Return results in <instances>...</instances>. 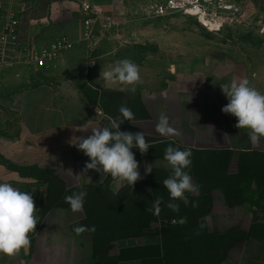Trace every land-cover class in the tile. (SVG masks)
Wrapping results in <instances>:
<instances>
[{
    "label": "crops",
    "instance_id": "crops-1",
    "mask_svg": "<svg viewBox=\"0 0 264 264\" xmlns=\"http://www.w3.org/2000/svg\"><path fill=\"white\" fill-rule=\"evenodd\" d=\"M78 1L0 0V26L10 14L20 20L24 35L43 28L47 37L65 35L73 44L71 51L41 71L0 63V157L11 161L7 166L0 162V183L20 190L40 187L39 181L17 173L37 166L49 172L62 190L29 234L30 246L12 256L0 254V264H168L165 236L181 234L187 218L169 217L170 227L164 231L159 225L152 227L156 223L131 233L127 227L131 215L142 217L145 196H150L149 203L156 200L151 189L164 188L160 177L153 175L171 174L165 149L190 151L191 159L203 152L230 155L225 175L231 178L239 173L237 157L264 156V140L252 145L248 130L237 129L236 118L222 112L228 101L220 89L236 78L247 79L264 93V0H236L237 16L220 28V39L204 36L189 22L151 16L140 0H122L121 8L114 6L115 0H93L103 12V23L97 25L141 24L147 52L137 62L130 60L140 69L141 82L134 86L108 83L101 76L119 61H100L102 56H97L87 62L80 55L84 42ZM80 74L90 75L92 82L77 83ZM121 106L130 108L134 119L120 124V131L143 132L149 147L144 154L132 149L141 176L132 187L109 174L85 171L89 158L76 147L93 129L110 128L123 119ZM161 116L167 118L171 132L156 130ZM44 159L51 162L44 164ZM146 166L151 173H145ZM188 171L213 170L207 166L195 170L191 164ZM248 187L255 189V180ZM85 189L106 190L107 199L86 197L83 211L73 212L65 197ZM49 190L47 182L42 186L44 200ZM198 196L186 193L189 198ZM222 197L216 193L212 205L221 204ZM239 202L240 211L230 218L224 213L205 214L196 219L197 226L208 234L237 237L229 264H264V210L252 206V199ZM80 226L94 231L77 233L74 229Z\"/></svg>",
    "mask_w": 264,
    "mask_h": 264
},
{
    "label": "clouds",
    "instance_id": "clouds-1",
    "mask_svg": "<svg viewBox=\"0 0 264 264\" xmlns=\"http://www.w3.org/2000/svg\"><path fill=\"white\" fill-rule=\"evenodd\" d=\"M116 8L122 7V0H115ZM108 83H123L134 86L141 82L139 66L130 60H122L117 65L101 72ZM221 92L227 98V104L222 107V112L236 118L237 129H247L250 143L258 144L264 140V93L250 86L247 79L233 78L229 83L220 85ZM134 91V87L131 88ZM119 112L123 119L113 122L111 127L93 129L92 134L86 138H80L76 143L79 151L89 158L85 163V171L95 170L126 181L131 187L141 179L138 162L135 159L133 148L141 154L148 151L143 132L120 131V124L125 120L134 119L132 110L121 106ZM159 133L171 132L168 120L161 116L157 124ZM191 152L180 150L172 146L165 149L164 159L171 167V174L163 180V187L167 190L170 200L182 201L188 204L186 193L198 191L199 186L194 184L188 169L192 164ZM145 173H151V167H145ZM86 192L80 191L65 197L73 212H82ZM160 199L153 201V208L160 211ZM172 211H178L179 205L168 203L166 205ZM193 206L195 204L193 203ZM36 207L30 193L21 191L9 183H0V254L12 256L22 249L30 246L29 234L37 225L35 217ZM77 233L84 232V226L74 229Z\"/></svg>",
    "mask_w": 264,
    "mask_h": 264
},
{
    "label": "rangeland",
    "instance_id": "rangeland-1",
    "mask_svg": "<svg viewBox=\"0 0 264 264\" xmlns=\"http://www.w3.org/2000/svg\"><path fill=\"white\" fill-rule=\"evenodd\" d=\"M144 18L147 19V16L144 15ZM165 18L181 20L186 23L189 22L192 24V26H194V28L198 30L199 33H202L204 36L213 39H220V27L217 23V26L215 28H206L198 24L194 18H189L184 15H172ZM226 23L231 24L230 21H227ZM136 25L137 24L134 23L133 26L127 25V27L119 26L111 28H104L97 24L94 25V27H92L90 30V38L88 40H84V43L80 47V55H82L84 61L87 60V62L88 60H91L93 57L97 56H102V59H100V61L106 60L112 63L125 59L137 62L139 59L138 57H140L144 52H147V49H145V46H142V43H145L142 41L145 35L143 34L144 31L142 32V28H140L141 24H138L139 27H137ZM226 32L227 31L223 32V37H226V35L228 34ZM77 35V33L73 34V36ZM86 67H88V64H86ZM75 80L77 81V83H83L86 80H88V82L90 83L92 82L91 76H87L85 74L78 75ZM81 92L87 96L89 95L87 90H81ZM90 97L91 96H89V98ZM195 158L197 157H194V159ZM0 162L1 164H4L6 166L11 164L9 157H0ZM50 162V159H44V164H49ZM37 163H40V161H38ZM17 173L22 178L26 176L27 178L31 177L32 180L39 181L38 185H41L40 187L21 189V191L28 192L32 195L36 207L35 217L38 223L42 214L49 210L52 205L57 203L58 198L60 199V197L62 196V190L60 189L61 187L60 185L58 186L54 177H52L49 172L37 166L31 167V169L25 172L20 169V171ZM190 173L193 174L192 176L196 177L197 182H200L197 191V195H199L200 192H204L203 188L206 187V180H208L209 178H207V176H210V173L208 172L207 174L200 171H194ZM169 175L170 173H163L161 175L155 174L153 176L154 178L157 177V179L158 177H160L159 179L163 181L164 179L168 178ZM47 182L50 183V192L48 194V200H44L43 196L45 195L42 192V186ZM207 187L208 189L210 188L209 186ZM160 188L165 191V196L162 197L158 194H156L157 196H155L156 199L161 200V204L159 205V213H162L163 215L165 214L166 216L170 213L175 214L176 212H180L184 208L190 207V205H185L182 201L179 202V200H170L167 190L162 187ZM170 202L178 204L179 210L172 211L171 209H169L166 205ZM198 202H200V200ZM197 204L198 205H195L197 206V211H200L199 213L203 212V209L206 208V205L199 203ZM139 206L140 205L138 204L137 208ZM130 207L133 208L136 206L130 205ZM143 208V217H145L148 215L150 207L147 204H143ZM238 211H240V209H238V207H236L235 205H224L223 203H221L214 206L212 205L207 214L210 215L211 213H224L225 217L230 218L233 214H235V212L237 213ZM131 213L133 214L134 212ZM157 226V223L155 225H152V227ZM211 234L205 233L198 235H181L177 237L167 236L166 260L168 264H229L228 262L231 261L232 254L234 252L233 244L237 237L233 236V234H223V236H227L222 237L221 239L219 235H214V237L212 236L213 234Z\"/></svg>",
    "mask_w": 264,
    "mask_h": 264
},
{
    "label": "built area",
    "instance_id": "built-area-1",
    "mask_svg": "<svg viewBox=\"0 0 264 264\" xmlns=\"http://www.w3.org/2000/svg\"><path fill=\"white\" fill-rule=\"evenodd\" d=\"M145 3L151 16L162 18L184 15L194 18L206 28L210 22L221 28L227 21H234L238 13L236 0H140ZM248 1V0H244ZM81 14V39L90 38L91 28L103 23V12L94 5L93 0H79ZM1 10V5H0ZM204 19L208 25L201 22ZM45 29L37 28L35 33L24 35L21 22L8 14L0 26V63L23 66L36 72L53 66L63 53L71 51L73 44L68 37H47Z\"/></svg>",
    "mask_w": 264,
    "mask_h": 264
},
{
    "label": "trees",
    "instance_id": "trees-1",
    "mask_svg": "<svg viewBox=\"0 0 264 264\" xmlns=\"http://www.w3.org/2000/svg\"><path fill=\"white\" fill-rule=\"evenodd\" d=\"M194 157L197 158L194 159ZM191 160L192 165L195 166V170H198L201 166H207L213 170L209 171L210 176H207V178H209L208 180H206V187L203 188L204 192L208 191L209 194L204 197V192H200L198 198L187 197L188 205H190L189 208H184L180 212H176L175 214L170 213L166 216L165 214L163 215L162 213H157L153 208V203H149L148 201H146V199L150 196H145L144 204H147L150 207L148 215L143 217L142 213V217L140 218V215H138L137 219H133L135 217L134 215H131V219L129 220V222H127V227L129 229L128 233L134 232L136 229L144 230L145 228H150V225L152 223H158V225L164 231L168 227H170L169 217H185L188 219V221L180 227L181 234L177 233L174 235L175 237L181 235L205 234L206 232L204 229L198 228L196 219L208 213L210 207L213 204L212 201L215 192L223 196L222 203L224 205L229 204L232 206L235 205L236 207H241L242 204L239 201L252 199L255 200V202L252 203V206L264 210V156L248 157L246 155H241L237 157L236 163L239 169V173L233 178H231L229 175H225V170L230 166L232 162V157L230 155L217 156L211 152L195 153L192 156ZM205 173L208 174V172ZM252 180H255V189H250L248 187L251 184ZM196 183L197 185H199L200 182ZM207 186H209L210 188L208 189ZM84 192L87 193V198L97 196L98 198L101 197L102 199L105 198L104 200H106L108 195L106 190L85 189ZM156 194L163 197L165 196V191L161 188L153 187L151 189V195L155 197L157 196ZM199 200L200 202H198ZM193 203L195 205H198L197 203L204 204L206 205V208L203 209V212L199 213L200 211H197V206H193ZM107 206L110 207L109 204H107ZM212 236H214V234ZM226 236L221 235L219 237H221L222 239V237ZM127 237L130 238V235H128ZM166 237L167 236H165V242Z\"/></svg>",
    "mask_w": 264,
    "mask_h": 264
},
{
    "label": "bare ground",
    "instance_id": "bare-ground-1",
    "mask_svg": "<svg viewBox=\"0 0 264 264\" xmlns=\"http://www.w3.org/2000/svg\"><path fill=\"white\" fill-rule=\"evenodd\" d=\"M201 22H203V23H205L206 25H208L207 21H205L204 19H202ZM210 24H211L210 27H212V28H215V27L217 26L216 23H212V22H210Z\"/></svg>",
    "mask_w": 264,
    "mask_h": 264
}]
</instances>
